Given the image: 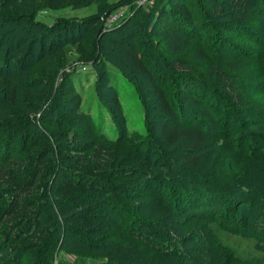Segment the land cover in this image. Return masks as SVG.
Returning <instances> with one entry per match:
<instances>
[{"label": "rangeland", "instance_id": "rangeland-1", "mask_svg": "<svg viewBox=\"0 0 264 264\" xmlns=\"http://www.w3.org/2000/svg\"><path fill=\"white\" fill-rule=\"evenodd\" d=\"M153 2L133 0L128 4L126 0H76L59 8L41 7L36 12L35 21L49 26L60 19L94 18L95 22L82 32L67 36L66 41H70L63 45V62L57 70L55 84L61 83L65 74H70L73 87L70 86L72 91L53 110V123H44L40 118L44 110L48 111L46 102L54 93L51 92L50 81H46L44 86L48 95L42 106L37 107L38 111L30 112L33 118L30 122L14 127L8 126L12 123L0 124V264L42 263L43 252H39L40 249L32 243H38L43 233L52 226L49 204L55 205L57 198L62 202L66 200L63 189L67 186L68 177L58 175L66 168L78 173L83 183L87 184L93 178L94 184L99 185V178L101 183L108 181L109 186L117 190L127 217L119 215L118 225L126 230L131 219L136 223L140 221L179 251L186 252V258L193 261L197 258L200 261H216L215 249L210 250V245L213 248L223 245L245 264H264V246L255 237L231 232L217 220L199 223L189 211L181 214L182 210L176 209L174 201L169 198L172 189L168 187L169 180H166L167 177L176 178L180 171H193L202 179L228 190L245 188L254 196L261 195V190H264L260 164L241 156L248 150L247 143L258 146L263 142L261 133L253 134L254 128L249 125L251 118L246 110L264 115V0H197L199 10L209 23L205 37L189 38L176 30L165 44L145 36L150 28L143 22L141 12ZM110 10L120 12L121 16L117 22L106 26L103 23L104 13ZM133 15L134 18L130 19ZM237 15L248 17L247 21L257 31V38L236 30L233 36L228 37L235 28L227 21ZM97 17L102 22V30ZM125 21V28L120 29ZM28 29V33H35L34 28ZM106 31L112 32L107 34ZM246 40L254 43L256 49L246 46ZM231 41L242 46L244 51L231 49ZM198 49L207 54L210 67L206 60L198 58ZM37 55L38 52L34 56ZM134 57L144 65L157 64L154 82L135 65ZM235 58L245 61V66L231 69L224 64ZM42 67L39 62H34L27 71L34 77ZM209 69L212 72L207 77ZM199 73L206 74L203 80L214 87L206 97L212 102L209 112L215 115V120L212 123L200 122L202 131L209 138L202 149L194 152L199 160L191 165L185 158L183 139L173 145L163 142L160 125L164 120L153 84L177 109L180 94L176 86L180 78ZM95 76L97 80H94ZM88 84L90 88H87ZM197 90L202 93V89ZM216 92L223 98H218ZM76 97H79L78 100ZM218 102L228 105L220 108ZM183 103L191 111H186L180 122L187 126L196 125L198 107L188 101ZM79 104L80 107L77 106ZM229 106L236 112L229 113ZM84 113L94 129L92 133L86 132ZM112 115L115 120L117 117L126 122L128 131L125 128L121 141H116L118 128ZM230 117L238 122L224 123L226 119L232 120ZM95 130H105L112 141H104ZM19 139L23 140L22 144ZM4 144L9 145V149L6 150ZM14 150L16 153L10 154ZM53 158L55 166L51 169L49 164ZM47 168L52 171H49V177ZM164 170H168L167 176L161 173ZM156 173L159 178L162 174L163 182L166 177L165 184L166 181L169 183L166 190V187L161 188L165 192L163 195L153 190L154 183L150 182L151 176ZM102 191L78 189L75 193L101 195L104 194ZM247 205L240 206L239 213ZM72 211L69 209L68 213ZM58 217L63 226L65 244L74 245L75 223L65 221L61 215ZM120 226L117 227L121 229ZM247 228L246 225V231ZM127 232L132 237L147 240L139 234L138 227H131ZM193 237L204 244L202 248ZM126 240L131 250L141 249L139 242L130 238ZM66 245L53 247L51 264H76L80 260V252L68 249ZM148 252L153 254L150 249ZM95 254L96 263L106 260L100 252Z\"/></svg>", "mask_w": 264, "mask_h": 264}, {"label": "trees", "instance_id": "trees-1", "mask_svg": "<svg viewBox=\"0 0 264 264\" xmlns=\"http://www.w3.org/2000/svg\"><path fill=\"white\" fill-rule=\"evenodd\" d=\"M74 1L76 2V0H0V124L2 122L6 123V125L12 123L8 126L14 127L30 122L33 119L30 112L33 110L38 111L39 108L37 107L42 106L43 100L48 95L44 86L46 81H50L51 92L54 93L53 97L46 102L48 103L46 104L48 111L44 110L40 118L44 123H53L51 119L54 114L53 110H56L59 107V101L72 91L70 86L73 87V77L70 74H65L61 83L55 84V79L58 75L57 70L63 62V45L70 41H66L67 36H72L74 32H82L85 27L93 24L95 19H60L49 26L35 21L34 16L41 7L59 8ZM132 1L126 0V3L129 4ZM112 10L106 11L104 14L107 15ZM141 14L143 15V22L147 25V28H150L145 32V36L152 37L159 44H165V42L171 40L172 33L176 30L182 31L189 38L197 36L199 39H203L202 37H205L204 32L209 27L206 16L199 10L197 0H154L149 7L143 9ZM135 15L131 16L130 19L134 18ZM247 19L246 15H237L229 18L227 23L231 24L235 29L231 31L228 37L233 36L236 31H242L248 36L252 35L257 38V31L254 30ZM97 21L102 30L103 25L98 17ZM127 22L130 21L128 20ZM126 24L125 21L120 26V29H124ZM29 27L34 28L35 33H28ZM25 29H28V31H25ZM111 32L106 31L107 34ZM46 40H48V43H44ZM230 43V48L236 52L239 49L243 50L238 43L232 41ZM245 44L251 49H256L255 44L249 40H246ZM37 47L38 50L35 51ZM36 52H38V55L34 56ZM197 54L198 58L206 60L208 66H211V61L204 51L198 49ZM133 60L135 65L154 82L153 77L158 72L157 64L152 63L148 66L144 65L136 57ZM34 62H39V65H43V67L38 72H35L34 77H31V73H28L27 68ZM23 64L26 65L23 66ZM46 64L48 66L44 67ZM224 64L228 68L238 69L244 67L246 62L235 58L226 61ZM211 72L212 70L209 69L207 77L209 74L211 75ZM203 76H206V74L199 73L190 77L185 75L180 78V84L178 83L176 86V91L180 94L179 107L177 109H174L169 104L162 91L153 84L160 99V109L164 120L160 125L163 142L167 145H173L183 139L186 149L185 158L191 165H195L199 160L194 152L202 149L209 138L200 127L202 121L212 123L215 120V115L213 116L209 112L212 102L210 98L207 99L206 97L211 94L213 86L208 82L206 83L203 80ZM94 80H97V76L94 77ZM87 88H90L89 84ZM198 88L202 89V93L197 90ZM216 96L223 98L219 93ZM78 98L76 97V100ZM186 101L198 107L199 117H196V119L198 118V123L194 126L183 125L180 122L183 114L186 111H191L183 103ZM114 102L118 105L117 99ZM218 103L220 108L229 104L228 102V104ZM77 106L80 107V104ZM233 111L236 112L229 106L228 112L232 113ZM246 112L247 116L251 118L249 125L254 128L253 134L256 132L261 133L263 142L258 146L253 143H247L246 146L248 147L246 148L248 150L241 156L244 157L243 159L260 164L264 176V115H257L251 112L250 109L246 110ZM84 115L87 119L85 123L87 124L86 132H94L88 122V115L85 113ZM230 118L232 120L226 119L224 123L231 122L235 124L238 122L234 117ZM114 121L118 128L116 141H121L124 139L126 132V122L124 123L123 119L118 120L117 117ZM121 123H124V128ZM221 127L223 128V126ZM95 131L104 138V141H112L105 130L103 132ZM19 140L22 144L23 140ZM1 144L2 142H0ZM4 145L6 150L7 148L9 149V145ZM1 150L0 148V153ZM15 153V150L10 152V154ZM54 163L55 160L53 158L49 164L51 169L55 166ZM51 169H46L48 170V177L51 176ZM64 170H61L58 175L62 176L63 174L66 178L68 177L67 186L63 189L66 200L62 202L61 199L57 198L55 205L49 204V220L52 226L46 233H43V237L38 243H32L35 248L40 249L39 252H43L45 260L41 258L43 259L41 264H51L53 247L66 245L59 215L65 221L71 220L75 223L73 229L75 232L73 235L75 239L74 245L66 246L68 249L80 252L78 255L80 260L76 264H245L230 249L223 245H218L214 248L210 245L212 248L210 250L215 249L213 251L217 255L216 261H200L198 258L196 261L187 259L186 252L179 251L170 241L160 238L154 229L144 227L139 220L136 223L131 219L126 228L128 225V229L138 227L139 234L143 235L147 240H141L139 236L132 237L127 232L128 229L126 230L125 227L118 225L120 219L117 217L125 214L126 219V210L124 213L117 190L109 186L108 181L101 183V179L97 178L101 186L99 187V185L94 184L93 178L89 177L91 180L86 184L83 183L84 181H82L78 173L71 171L72 169L66 168ZM161 173L167 176L169 172L164 170ZM161 175L159 178L158 173L154 174L151 176L150 182L154 183L153 190L159 191L163 195L165 192L163 193L164 189L161 188L168 186L169 183L166 181L165 184L166 177H164L163 182ZM202 177L205 178V176ZM166 180H169L170 186L168 187L172 189L170 190L171 195L169 198L174 201L176 209L182 210L181 214L189 211L199 223L217 220L218 224L223 225L227 230L255 237L264 246V190H261V195L257 194L256 196L245 188L228 190L222 185L219 186L212 183V181L202 179L198 173L195 174L193 171H180L176 178L172 176L167 177ZM78 189L86 192L90 189L96 192L103 190L104 194L84 195L82 193V195V191L78 194L75 193ZM243 204L248 205L245 206L242 213H239V208L240 206L243 207ZM169 207L171 208V206ZM69 209L73 210L72 213H68ZM221 216L223 218H220ZM246 225L248 226L247 231L245 230ZM117 226H120L121 229ZM126 238L139 242L138 244L142 246L141 249L134 248L136 251L131 250L127 245ZM193 240H195L194 237ZM195 242L200 248L204 245L197 239ZM149 249L153 251V254L148 252ZM95 252H100L102 256H105L106 260L96 263L94 261L97 258ZM88 259L90 260L88 261Z\"/></svg>", "mask_w": 264, "mask_h": 264}, {"label": "built area", "instance_id": "built-area-1", "mask_svg": "<svg viewBox=\"0 0 264 264\" xmlns=\"http://www.w3.org/2000/svg\"><path fill=\"white\" fill-rule=\"evenodd\" d=\"M121 13L118 11H112L110 13H108L104 18H103V23L106 26H110L112 24H114L115 22H117V20L120 18Z\"/></svg>", "mask_w": 264, "mask_h": 264}]
</instances>
